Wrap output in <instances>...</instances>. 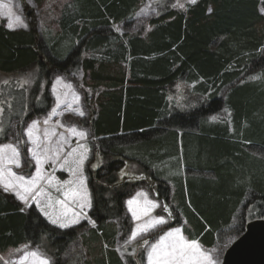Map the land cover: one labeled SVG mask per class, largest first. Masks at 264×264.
I'll return each mask as SVG.
<instances>
[{"label": "trees", "instance_id": "trees-1", "mask_svg": "<svg viewBox=\"0 0 264 264\" xmlns=\"http://www.w3.org/2000/svg\"><path fill=\"white\" fill-rule=\"evenodd\" d=\"M143 1L69 0L58 33L42 39L33 26L14 30L0 22V73L38 65V83L68 69L83 76L92 137L103 157L99 169L87 170L96 227L80 233L85 264H125L114 251L129 229L130 194L117 179L125 161L139 165L170 203L186 236L208 248L247 209L248 197L257 202L251 221L264 219V0H195L183 7L163 0L138 31L120 35L111 28L131 19ZM177 84L200 106L186 111L171 101ZM38 90L28 91L27 101ZM223 111L231 126L210 120ZM246 225L240 220L234 235ZM77 231L53 226L35 208L24 211L0 191V252L46 243L59 257Z\"/></svg>", "mask_w": 264, "mask_h": 264}, {"label": "rangeland", "instance_id": "rangeland-1", "mask_svg": "<svg viewBox=\"0 0 264 264\" xmlns=\"http://www.w3.org/2000/svg\"><path fill=\"white\" fill-rule=\"evenodd\" d=\"M68 1L0 0V22L7 28L11 22L12 28L9 29L14 30L33 26L42 39L43 33H58V20ZM178 1L180 5L191 2ZM162 6L163 0L143 1L131 19L112 23L111 28L120 35L136 32L156 16ZM261 11L264 14V4ZM17 16L20 17L19 22L15 19ZM38 61L45 64L47 58L40 52ZM48 69L44 67L45 76ZM38 71L39 67L35 65L25 72L0 73V191L13 196L24 211L35 208L53 226L78 230L77 237L59 257L46 243L23 244L0 252V264H41L42 260H47L48 264H85L87 255L80 233L96 227L90 216L92 194L87 170L94 172L103 164L98 140L92 137L86 100L88 91L79 71L53 72L50 79L42 83L36 80ZM50 81L46 102L43 91ZM37 85L38 93L36 91L32 101H27L28 91L32 92ZM222 92L221 96L224 95ZM170 100L181 110H193L200 106L183 84H177L170 90ZM210 120L221 124L228 122L231 126L229 111L216 114ZM80 132L86 135L81 137ZM13 148L16 154H13ZM117 177L118 185L127 184L125 189L130 194L125 202L129 229L122 232L114 247L125 264H130L128 258L133 259L135 264H154L173 245L183 248L187 264H208L205 257L212 264H222L228 248L241 237L235 236L233 230H237L240 220L246 223L252 220L251 211L257 203L253 200L249 203L248 197L244 203L248 204L247 209H241L231 225L218 235L216 244L208 248L199 240L186 236L184 226L179 220L176 222L171 213L170 203L168 205L157 196L156 187L150 184L139 165L125 161ZM131 184H134L132 190L129 189ZM21 196L25 199H20ZM81 205H84L83 208ZM254 214L256 217L253 219L263 218ZM159 218H163L165 223L156 224ZM182 221L186 222L185 219ZM177 229L180 231L177 232ZM192 241L197 242L195 248L188 247ZM153 247L156 251L150 261L149 253Z\"/></svg>", "mask_w": 264, "mask_h": 264}, {"label": "water", "instance_id": "water-1", "mask_svg": "<svg viewBox=\"0 0 264 264\" xmlns=\"http://www.w3.org/2000/svg\"><path fill=\"white\" fill-rule=\"evenodd\" d=\"M245 230L228 248L222 264H264V219L249 222Z\"/></svg>", "mask_w": 264, "mask_h": 264}, {"label": "snow or ice", "instance_id": "snow-or-ice-1", "mask_svg": "<svg viewBox=\"0 0 264 264\" xmlns=\"http://www.w3.org/2000/svg\"><path fill=\"white\" fill-rule=\"evenodd\" d=\"M192 3H195V0H191ZM181 7H183V5H181ZM9 19L11 20V17L9 16ZM16 21L19 22L20 21V17L17 16L15 17ZM9 28H12V23H9ZM70 107V106H69ZM82 114V113H81ZM35 121L33 122V125H35ZM45 123H47V121H45ZM75 131V130H73ZM29 135H31V130H29L28 132ZM79 135L81 137L85 136L86 134L84 132H80ZM13 154H16L15 149L13 148ZM14 175V174H13ZM20 179H23L22 177ZM7 187V185H6ZM20 199H25V197L21 196ZM129 203H131V201H129ZM84 205H81V207L83 208ZM53 223H56V221H52ZM156 224H163L165 223L163 218H159L158 220H156L155 222ZM64 226V225H61ZM177 232H179L180 230L177 229ZM169 235H171V233H169ZM163 239V238H161ZM196 241H192L190 245H188V247L190 248H195L196 247ZM156 251V248L153 247V251L149 253V259L151 261L152 259V255L153 253ZM32 255H36V253H32ZM185 253L183 251V248H177L175 245H173L170 250L165 253L159 260L155 261L154 264H187V262L184 259ZM205 259H208V264H212L211 260L207 257H205ZM41 264H48L47 260H42Z\"/></svg>", "mask_w": 264, "mask_h": 264}]
</instances>
